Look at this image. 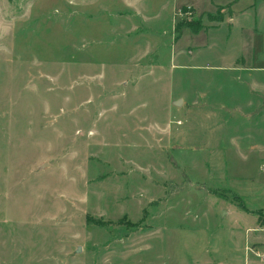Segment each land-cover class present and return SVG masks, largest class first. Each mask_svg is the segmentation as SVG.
<instances>
[{"label":"rangeland","instance_id":"1","mask_svg":"<svg viewBox=\"0 0 264 264\" xmlns=\"http://www.w3.org/2000/svg\"><path fill=\"white\" fill-rule=\"evenodd\" d=\"M242 39L264 82V0H0V264H264Z\"/></svg>","mask_w":264,"mask_h":264},{"label":"crops","instance_id":"2","mask_svg":"<svg viewBox=\"0 0 264 264\" xmlns=\"http://www.w3.org/2000/svg\"><path fill=\"white\" fill-rule=\"evenodd\" d=\"M235 11V10H234ZM245 12V10H241V11H235L233 12V15L231 17H229L228 23L230 24V29H233L235 27V25L238 23L239 18H241L242 14ZM237 13V14H236ZM238 16V17H237ZM221 25V22H219L218 26L219 27ZM242 28V24H239L238 29ZM175 31V28H174ZM253 32V31H252ZM174 41V40H173ZM139 41H137L136 43L134 42L133 45H136ZM240 44H243L242 47L240 48V52H237V54L234 56V58H232L230 60V67H233L234 70L238 71V73H240L239 75H230L231 76V84L233 86H238L241 87L242 89H244V91H247L249 97L247 99H249L248 101H246V104H243L238 106V107H233L235 110V113L237 112H244L245 114H247V116L245 115L244 120H248V118L250 119L252 117V115L255 117H258L260 115L261 121H263L264 119L262 118L264 115V82H258L252 75H249L247 72H250V69L252 67L253 64V41L251 40H246L243 41V39L241 40ZM151 54H153V51H149L148 53H146L143 56H150ZM141 56V57H143ZM264 69V68H263ZM247 73V74H246ZM229 76V77H230ZM263 83V84H262ZM257 84V85H256ZM254 85V87H253ZM259 98H261L263 101L261 102L259 100ZM181 100V98L179 99ZM251 100H256L255 102L257 104L252 106V102ZM178 101V100H177ZM172 102H176V100L172 101ZM252 106V107H250ZM235 117V116H234ZM255 117V118H256ZM227 118L225 116L226 120L231 119ZM235 119H237V117H235ZM259 131L258 133L255 132L254 134V138L260 140L261 137H258L256 135H261V131L260 130H256ZM249 136L251 133L248 132L247 133ZM262 136H264V132L262 134ZM252 137V136H251ZM261 141V140H260Z\"/></svg>","mask_w":264,"mask_h":264},{"label":"trees","instance_id":"3","mask_svg":"<svg viewBox=\"0 0 264 264\" xmlns=\"http://www.w3.org/2000/svg\"><path fill=\"white\" fill-rule=\"evenodd\" d=\"M221 20H222V18H219L218 21L220 22ZM196 24L198 25V30L204 27V26L201 25V23L196 22ZM196 24H192V23H191V26H190L191 29H192V28H195V25H196ZM217 26H218V25H215V27H217ZM178 30H179V29H178V26H176V27H175V33H176V34H177V31H178ZM195 30H196V29H195ZM194 32H197V30L194 31ZM178 33H179V31H178Z\"/></svg>","mask_w":264,"mask_h":264},{"label":"water","instance_id":"4","mask_svg":"<svg viewBox=\"0 0 264 264\" xmlns=\"http://www.w3.org/2000/svg\"><path fill=\"white\" fill-rule=\"evenodd\" d=\"M181 103H182L181 100H178V101L175 102L176 105H181ZM80 250H81V247L79 246V247L77 248V252H79Z\"/></svg>","mask_w":264,"mask_h":264}]
</instances>
